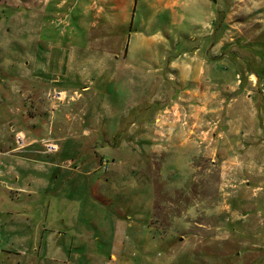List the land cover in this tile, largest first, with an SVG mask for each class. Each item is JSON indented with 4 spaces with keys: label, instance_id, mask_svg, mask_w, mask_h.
I'll return each instance as SVG.
<instances>
[{
    "label": "rangeland",
    "instance_id": "rangeland-1",
    "mask_svg": "<svg viewBox=\"0 0 264 264\" xmlns=\"http://www.w3.org/2000/svg\"><path fill=\"white\" fill-rule=\"evenodd\" d=\"M215 1L226 80L60 78L44 0H0V264H264V0Z\"/></svg>",
    "mask_w": 264,
    "mask_h": 264
},
{
    "label": "crops",
    "instance_id": "crops-1",
    "mask_svg": "<svg viewBox=\"0 0 264 264\" xmlns=\"http://www.w3.org/2000/svg\"><path fill=\"white\" fill-rule=\"evenodd\" d=\"M117 2L118 0H44L43 7L29 8L37 9L45 17L39 29L42 40L47 42L58 38L59 55L56 63L61 64L60 78L68 79L84 64L89 65L94 72L104 73L106 69L103 64H109L112 79H116L118 72L127 70L144 76L143 79L150 76L176 80L229 79V72L222 69L224 57L213 62L209 57L210 53H207V48L215 38L218 39L215 47H218L223 45L226 37L225 30L221 28L216 31L214 28L216 1ZM53 4L55 7H51ZM119 12L124 16V24L117 28L113 17ZM255 12L259 17L264 16L262 8ZM164 15L165 25L162 30L157 28L154 31L153 27L161 22ZM257 22L253 24L255 29L253 28L252 34L256 42H261L264 39V21ZM135 24H138L136 29L133 28ZM223 26L227 30V25ZM179 47L181 50H178ZM187 47L191 49V54H187L188 58L184 59L187 52L182 50ZM35 48L37 59V44ZM155 49H163L161 56L156 54ZM172 52L177 56H165ZM45 58L48 62L52 60L47 51ZM36 59L34 63H37ZM217 68L220 71H215ZM255 79L254 75H250L247 81ZM56 80L53 77V82L57 84Z\"/></svg>",
    "mask_w": 264,
    "mask_h": 264
},
{
    "label": "built area",
    "instance_id": "built-area-1",
    "mask_svg": "<svg viewBox=\"0 0 264 264\" xmlns=\"http://www.w3.org/2000/svg\"><path fill=\"white\" fill-rule=\"evenodd\" d=\"M49 99L51 100V102H53L55 104L62 103V102H64L67 99V92L66 91H62V90H55V89L51 90L49 92ZM22 141H23L22 137L18 136L16 138V143L18 145L22 144ZM47 149L49 151H51V150H55V147H53L51 145H49V146L47 145Z\"/></svg>",
    "mask_w": 264,
    "mask_h": 264
}]
</instances>
